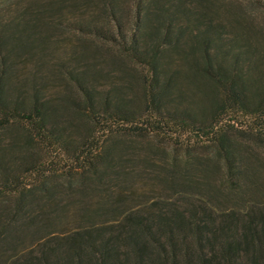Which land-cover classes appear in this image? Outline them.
<instances>
[{"label":"trees","instance_id":"trees-1","mask_svg":"<svg viewBox=\"0 0 264 264\" xmlns=\"http://www.w3.org/2000/svg\"><path fill=\"white\" fill-rule=\"evenodd\" d=\"M0 264H264V0H0Z\"/></svg>","mask_w":264,"mask_h":264},{"label":"rangeland","instance_id":"rangeland-1","mask_svg":"<svg viewBox=\"0 0 264 264\" xmlns=\"http://www.w3.org/2000/svg\"><path fill=\"white\" fill-rule=\"evenodd\" d=\"M71 45H72V42H70V37L67 36L64 39V41L61 42V44L57 47V52L59 53V55L65 56V55L68 54L69 48L71 47ZM110 68H113V67H110ZM22 73H26V71L22 70ZM239 116H240L239 117L240 120H244L245 121V120H248L249 119V117L244 116V115H241V114ZM195 150H196V152H200V153H202L204 155H211L214 152L212 150V148H210V144L209 143H203L202 144V142H199L198 144H196ZM260 151L261 150H259V152ZM136 185L138 187H140V188L141 187L147 188V186H148L144 180H141L138 177L136 179ZM68 221H71V220H68Z\"/></svg>","mask_w":264,"mask_h":264}]
</instances>
